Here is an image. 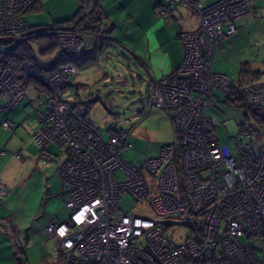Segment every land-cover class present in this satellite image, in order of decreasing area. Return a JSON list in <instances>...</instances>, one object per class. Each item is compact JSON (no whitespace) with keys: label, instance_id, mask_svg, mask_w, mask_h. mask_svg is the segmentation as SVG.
Returning <instances> with one entry per match:
<instances>
[{"label":"built area","instance_id":"1","mask_svg":"<svg viewBox=\"0 0 264 264\" xmlns=\"http://www.w3.org/2000/svg\"><path fill=\"white\" fill-rule=\"evenodd\" d=\"M36 1L0 0V39L29 30L23 15ZM255 1L203 5L165 0L159 7V14L170 18L173 6L182 4L197 15L199 24L179 34V66L148 87L149 107L166 110L178 134L176 143L162 145L158 155L147 160L152 176L148 183L137 167L122 159L121 151L131 146L132 127L112 130L103 140L87 118L86 106L59 97L76 74L73 62L42 72L23 59L19 78L7 61L12 44L0 45L4 107L12 108L27 97L23 81L40 83L46 109L33 108L39 121L33 133L37 158L42 164L56 162L46 149L50 143L67 153L57 162V172L69 214L44 228L47 237L56 238L54 252L60 264H264V149L257 151L249 128L239 130L234 149L221 143L204 114L213 91L227 96L232 88L225 74L212 69L215 49L236 32L237 19L260 17L252 8ZM56 36L66 56L80 53L83 40L77 31L58 30ZM243 89L252 104L264 105V80ZM1 125L8 130L15 126L8 119ZM20 155L21 151L15 153ZM124 190L136 201L154 193L149 207L155 216L116 211ZM8 193L0 183V200ZM177 224L189 228L181 244L166 237V228Z\"/></svg>","mask_w":264,"mask_h":264},{"label":"crops","instance_id":"2","mask_svg":"<svg viewBox=\"0 0 264 264\" xmlns=\"http://www.w3.org/2000/svg\"><path fill=\"white\" fill-rule=\"evenodd\" d=\"M195 1L209 5L219 0ZM164 2L165 0H92L89 3V16L85 18L84 23L97 26L100 36L95 40L88 32L82 34V38L88 42L83 45L91 50L73 55L71 58H74L75 65L80 60L85 65L89 64V54L93 51V46L96 45L95 49L101 51L99 45L103 44L100 38L104 36L103 32L106 31L107 41L110 43L114 35L113 29L121 21H127L131 23L128 27L132 25L138 33L133 45L123 46L143 68L148 91L152 81L161 80L164 75L179 66L183 55L180 32L195 29L199 24L197 15L182 4L173 6L170 18L162 17L158 9ZM252 8L260 17L254 19L247 15L237 19L236 32L223 40L214 52L212 69L225 74L232 82L244 72V63L252 71L253 65L257 63L255 59H259L260 54L264 52V0L255 1ZM69 59L68 56L57 55L54 59H46L42 65L53 61L58 66ZM23 87L27 97L12 108H5L4 101L0 98V151L4 150V154H0V183L9 191L8 195L0 200V229L6 232L0 231V264H21L22 260L27 264H57L55 261L58 259L55 260L52 256H55L56 238L43 235V231L48 223L62 222L69 214L64 205L66 192L57 172V162L66 158L67 153L63 147L59 148L50 143L46 149L56 158V162L42 164L38 160V147L33 133L39 121L33 108L44 110L46 105L42 106L39 101H35L36 106L30 107L32 99L28 98L27 88L33 90L32 93L37 99L43 97L44 88L31 82L23 83ZM2 119L10 120L15 126L11 130L4 128L1 125ZM170 119L174 125L171 116ZM230 147L233 148L231 145ZM17 151H21L19 158L15 156ZM137 169L140 171L138 167ZM28 219L36 221L32 224L36 230H32L33 236H27L30 240L26 244L27 241H21V225ZM51 242L54 243L53 248ZM18 248L21 249L20 258L15 255Z\"/></svg>","mask_w":264,"mask_h":264},{"label":"rangeland","instance_id":"3","mask_svg":"<svg viewBox=\"0 0 264 264\" xmlns=\"http://www.w3.org/2000/svg\"><path fill=\"white\" fill-rule=\"evenodd\" d=\"M91 2L92 0H38L23 16L27 26L32 30L51 27L54 23L70 20L75 14L89 16ZM130 24L121 21L113 29V39L110 40V46L106 47L105 51H98L93 46V51L89 54V64L85 65L82 60L76 62L77 74L72 77L71 85L59 93V97L69 103H85L88 110L87 117L95 124L103 140L109 138L112 128L133 127L130 139L132 145L129 149L122 150L121 155L124 163L134 164L140 169L144 180L148 183L152 176L146 169L147 160L158 155L162 141L164 142L162 145L176 143L178 134L164 109L148 105L147 79L142 71L143 68L123 46V44L133 45L137 37L138 32L132 25L128 27ZM83 43L87 45L88 42L83 39ZM29 44L41 64L46 59H54L61 52L57 47L51 55L42 58L37 44L33 41ZM255 61L258 65L255 63L252 71L239 74L240 77L235 78L236 83L240 82L245 86L264 80V52ZM27 91L28 98L32 99L30 107L36 106L35 101H39L42 106L45 105L44 97L37 99L31 88H27ZM246 105L231 104L226 101L225 96L213 91L210 103L205 108V115L212 121L214 131L221 143H228L234 149L239 130L249 128L253 133L257 151H261L264 149V105L250 103ZM179 162L181 163L180 158ZM178 176L179 181L182 182V172H178ZM183 186L179 190L181 195ZM153 195L154 193H150L145 199L136 201L124 190L116 211L153 217L155 213L149 207V199ZM35 222L28 219L22 223L23 243L27 241V244L30 240L27 236L30 237L32 230H36L32 225ZM0 231L6 233L2 229ZM165 232L166 237L174 244H181L189 235V228L177 224L172 228H166ZM51 243L53 248L54 243ZM52 256L57 259L56 254Z\"/></svg>","mask_w":264,"mask_h":264},{"label":"trees","instance_id":"4","mask_svg":"<svg viewBox=\"0 0 264 264\" xmlns=\"http://www.w3.org/2000/svg\"><path fill=\"white\" fill-rule=\"evenodd\" d=\"M35 3H33L31 5V7ZM85 18H86L85 15L80 16V14H75L70 20H67L64 23H54L51 27L37 28V29H33V30L28 27V29H29L28 31H26L25 33H22L18 36H12L9 38L0 39V45L12 44V47H11L12 49H11L10 54L8 55L7 61L12 63L13 68H14L16 74L19 76V78H21V73H22L21 63H22L23 59H27V60L33 62L35 69L37 71L50 72L54 68L57 67L56 63H54L53 61L48 63L45 66H43L41 63H39L38 60L36 59L34 50L31 48V46L29 44L31 41H33L34 43L37 44L38 49H39L38 51H39V54L41 55V57H46V56L51 55V53H53V51L58 47V40H57V36H56V32L58 30H74V31H77L81 36L83 33L88 32L91 36H93V38L95 40H97L98 37L100 36L99 28L95 25H85V23H84ZM103 35H102L103 37H100L102 39V42H103V44L101 45L102 47L99 45V49L101 51H103L105 49L104 48L105 46L108 47V45L110 44L107 41L106 31L103 32ZM95 47H96V45H95ZM58 56L63 57L66 55L64 53L60 52V54ZM68 57H70L69 61H71L73 63L75 62V61H73L74 58H71L72 56H68ZM244 68H246V69H244ZM242 71H244V72L250 71V69L247 68L246 63H244L242 65ZM22 80H23V78H22ZM230 81L232 83V88H231L230 94L225 96L226 101L230 102L231 104H238V105H242V106H247L246 105L247 103L252 104L248 100V97H247L246 93L244 92V89H243L244 86H242V84L240 82L235 83V82H232V80H230ZM26 82H31V83L36 84V86H41L40 83H38L37 81H35L33 79H28V80L23 81V83H26ZM70 85L71 84L69 83L67 85V87ZM78 103L86 106L85 103H81V102H78ZM86 109H87V106H86ZM112 130H117V128H112L111 131ZM20 250H21L20 248L16 249L15 255L18 258H20L22 255L20 253L21 252ZM24 263H26V262L22 260L21 264H24Z\"/></svg>","mask_w":264,"mask_h":264},{"label":"water","instance_id":"5","mask_svg":"<svg viewBox=\"0 0 264 264\" xmlns=\"http://www.w3.org/2000/svg\"><path fill=\"white\" fill-rule=\"evenodd\" d=\"M80 38H82V36L80 35ZM91 49L90 48H87L85 47L84 45L81 47V53H87L89 52ZM108 95V93L106 94Z\"/></svg>","mask_w":264,"mask_h":264},{"label":"clouds","instance_id":"6","mask_svg":"<svg viewBox=\"0 0 264 264\" xmlns=\"http://www.w3.org/2000/svg\"><path fill=\"white\" fill-rule=\"evenodd\" d=\"M82 40H83V38H81ZM80 53H81V51H80ZM77 68V67H76Z\"/></svg>","mask_w":264,"mask_h":264}]
</instances>
